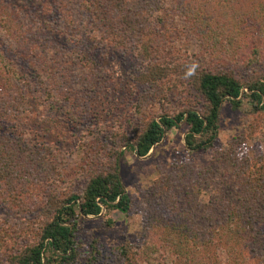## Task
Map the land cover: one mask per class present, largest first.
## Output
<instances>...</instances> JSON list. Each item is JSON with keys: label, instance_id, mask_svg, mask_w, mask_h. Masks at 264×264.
Segmentation results:
<instances>
[{"label": "trees", "instance_id": "trees-1", "mask_svg": "<svg viewBox=\"0 0 264 264\" xmlns=\"http://www.w3.org/2000/svg\"><path fill=\"white\" fill-rule=\"evenodd\" d=\"M31 1L29 10L36 11V26L23 15V0H0V203L14 214L11 219L0 217V255L5 264H79L81 256L73 239L76 219L96 216L102 209L126 214L129 198L123 192L116 162L105 170L91 164V149L98 152L99 148L92 146L95 141L79 138L70 163L52 144L31 142L17 133L15 123H24L25 130L31 122L32 98L42 96L46 111L60 109L70 118V106L60 105L63 98H57L59 92L49 87L57 88L59 80L49 74L57 65L62 76V70L69 68L66 63H73L76 57L73 65L80 70L69 73L73 80L69 79V86L75 87L80 78L87 88L92 87L88 78L94 61L88 52L101 45L134 49L146 63L143 79L158 89L154 94L158 99L166 75L161 66L163 53L170 55L175 43H186L187 35L193 33L210 59L224 60L226 49L222 47L237 39L241 30L245 36L250 28L256 29L264 38V0H74V18L64 11L70 10L63 5L67 0ZM58 13L61 21L52 20ZM38 35L45 44L57 43L54 50L60 57L70 55L65 54L68 51L74 57L62 60L63 66L58 64L59 56L55 63L49 61L50 57L43 55L48 51L46 45L36 44ZM230 51L232 54L234 49ZM16 55L23 57L24 63L17 62ZM187 63L177 66L185 68ZM192 79L203 99L202 110L187 107L157 119L145 116L133 144H128L136 155H146L162 133L179 122L185 125L187 149L209 148L224 101L235 109L246 100L252 112H264V74L243 81L228 70L204 68L194 72ZM60 94L65 96L63 91ZM51 96L54 100L48 102ZM244 142L242 136L232 138L228 147L218 152L214 165L206 167V172L194 173L197 180L189 195L196 196L202 184L199 177L206 180L205 187H200L206 191L204 213L186 206L189 199L178 194L177 185L164 186L171 182L161 180L156 188L162 190L165 202L148 211L141 243H123L101 263L98 252L93 251L83 257V264H264V158L249 159L241 153ZM44 167L56 170L54 176L46 172L41 176ZM76 174L84 182L79 193L71 189V177ZM42 186H50L58 201L46 220L29 218L33 211L29 198L34 187Z\"/></svg>", "mask_w": 264, "mask_h": 264}, {"label": "rangeland", "instance_id": "rangeland-1", "mask_svg": "<svg viewBox=\"0 0 264 264\" xmlns=\"http://www.w3.org/2000/svg\"><path fill=\"white\" fill-rule=\"evenodd\" d=\"M32 3L31 0H23L21 7L26 9L23 15L29 16L31 24L36 26L38 24L34 17L36 11L29 10ZM75 4L74 0H67L63 4L70 9H64L69 12V16ZM56 16V19L55 16H51L52 20L61 21L59 13ZM76 18L79 17L75 16ZM240 32L237 39L222 47L228 52L223 50L224 60L220 62L210 59L208 50L203 43L194 38L193 33L187 35L186 43L180 45L179 41L175 43L170 55L163 53L161 66L166 70V75L159 88L162 93L160 101L154 96L158 89L155 90L153 84L144 81L146 63L136 55L134 49L122 50L101 45L91 48L88 55L93 58L94 64L90 68L88 79L91 80L92 87L87 88V84L84 85L80 78L76 79V86L73 87L69 86L72 80L69 73L77 74L80 68L73 65L76 63V57L72 51L65 53L70 55L65 57L60 54L62 55L60 57L54 50L59 46L57 43L50 41L45 44L41 39L42 35L48 36L47 33L40 32L42 35L37 36L36 44L46 45L45 49L48 51L43 55L50 57L49 61H53L54 58L60 59L57 62L63 66L62 60L67 57L75 58L73 63H66L69 68L62 70V76L58 75L61 69L57 65L49 74L59 80V83L55 84L58 87L49 86L50 90L59 92V96L56 97L60 100L63 98L59 104L69 105L71 116L69 118L61 114L60 109L46 111V107L41 105L43 97L35 95L28 117L31 122L29 126L26 125L25 130L24 123H15L18 124L17 133L23 134L31 142L52 144L63 159L66 156L65 159L70 163L76 154L79 138L87 140L86 142L95 141L92 146L99 148L98 152L91 149V164L96 169L105 170L109 166L113 167V162H116L115 167L123 192L129 198V209L126 214L102 209L96 216H81L76 219L73 239L81 256L79 264H83V257L93 251L98 252L101 263L112 256L115 247L126 242L131 245L141 243L148 211L165 202L162 190L156 188V184L161 180L171 182L170 185L164 186L177 185L178 194L184 196L183 199H189L186 206L197 209V212L200 208L204 213L206 191L200 190V187H205L206 180L200 179L198 175L202 184L198 186L196 193L194 192L196 196L189 195L197 180L194 173L206 172V167L214 165L216 155L228 147V141L232 138L243 137L245 142L240 152L249 159L264 158V112H252L246 100H242L235 109H232L228 102L220 104L216 135L207 149L189 150L185 147L183 141L185 125L182 122H179L177 127L164 131L160 140L144 156L136 155L128 147L129 143L133 144L134 134L144 123L145 116L157 119L159 115H172L187 107L196 112L202 110L203 99L198 95L192 79L194 72L204 68L228 70L238 80L243 81L251 76L264 74V38L253 28H250L245 36L243 30ZM181 40H184L183 37ZM233 49L232 54L229 53ZM15 58L17 62L24 63L23 57L16 55ZM182 62H188L185 68L177 66ZM31 83L34 86L37 84L34 80ZM85 89L89 91L85 92ZM61 91L65 92V96L60 94ZM54 97L51 96L48 102H52ZM44 172L53 177L56 170L44 167L41 176ZM71 178L73 179L71 189L79 193L84 182L78 174ZM50 190V186H42L39 189L34 187L28 201L33 211L27 217L38 216V219L43 220L48 218L50 210L58 201L56 192L51 194ZM11 216H14L12 210L0 203V217L11 219ZM17 219L20 218L14 217V220ZM0 264H5L1 255Z\"/></svg>", "mask_w": 264, "mask_h": 264}]
</instances>
